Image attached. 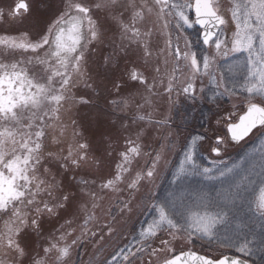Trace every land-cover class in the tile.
Returning a JSON list of instances; mask_svg holds the SVG:
<instances>
[{
    "label": "snow or ice",
    "instance_id": "obj_1",
    "mask_svg": "<svg viewBox=\"0 0 264 264\" xmlns=\"http://www.w3.org/2000/svg\"><path fill=\"white\" fill-rule=\"evenodd\" d=\"M230 13L229 36L219 0H33L31 7L19 0L0 7V24L14 22L19 34L0 35V254L6 257L0 264H78L80 257L72 258L78 249L111 236L114 224L134 212L149 211L155 215L134 242L101 264H250L247 257L264 252V149L240 164L206 167L197 162L198 149L207 139L209 151L220 156L225 137L215 136L214 143L206 135L186 138L183 160L160 198L154 191L160 169L167 170L166 152L180 133L168 119L125 111L138 96L148 103L144 93L161 87L172 105L180 97L218 104L220 97L243 95L245 110L227 123L226 134L237 143L264 135V0H231ZM194 25L206 46L199 54L181 35ZM238 54L242 61L221 70L220 61ZM161 62L171 64L166 83ZM205 77L215 89L211 97L197 86ZM69 99L99 109L98 124L111 129L107 136H86L82 125L67 147L56 135L50 141L55 147H48L49 121L59 120ZM161 128L156 139L153 132ZM193 177L227 186L215 196L190 190L185 183ZM109 194L116 198L112 223L90 229L92 210ZM79 219L83 226L73 235ZM179 240L207 241L241 255H176Z\"/></svg>",
    "mask_w": 264,
    "mask_h": 264
},
{
    "label": "rangeland",
    "instance_id": "obj_2",
    "mask_svg": "<svg viewBox=\"0 0 264 264\" xmlns=\"http://www.w3.org/2000/svg\"><path fill=\"white\" fill-rule=\"evenodd\" d=\"M19 2V0H0V7H3L7 4H14ZM28 3L30 7L33 4V0H28ZM220 8L222 14H224L225 19L229 21V24L226 26V32L227 35H231V31L234 30V24L231 23V0H219ZM7 11V9H5ZM190 19L194 18L193 12L189 13ZM16 27L14 22H8L4 24H0V35L8 34V35H19L16 32ZM171 30V29H169ZM175 36L176 34L173 33ZM182 37L186 36L189 41L192 42L194 50H196L199 53L203 52L205 49V45L202 43L201 39V31L200 29L194 25L192 28H187L184 33L181 34ZM110 36H113V34L110 33ZM113 38H115L113 36ZM161 44H163V39H161ZM181 44H183V39H181ZM199 58V56H198ZM244 59L243 54H238L237 56L230 57L229 60H222L220 61L221 64V70H223L228 63L235 62V61H242ZM126 64L130 63L129 61H125ZM133 68H136L137 71H140L139 68H137L135 65L132 66ZM161 67V77L165 80V83L167 82L168 74L171 73V64L164 65L162 62L160 64ZM187 75V72H185V76ZM197 86H203L205 89L204 95L207 97H211L213 92L215 91L214 86L208 81V79L205 77L203 79V82L201 84V81H197ZM82 87V86H81ZM143 91V89H141ZM145 97L147 98L148 103H145L144 99H141L139 96L136 98V102H129L127 105V108L125 109L126 112H131L135 110L137 115H145L147 116L149 113L151 114L152 120H162V119H168L169 124L172 129L177 128L176 126L179 125L176 122V119L178 116H181L182 106H186V104L189 106L191 105L195 110H198L199 106H203L206 109L213 108V110L216 112L215 115H212L209 117L206 128L203 130V135H206V137H212V143L215 142V136L220 135L224 136V145L222 147L221 155L216 156L214 153L209 151L208 148V140L206 139L203 146L198 149L197 152V162L206 167H210V164L212 165L213 162H218L221 160H224L225 156H227L226 153H223V149L228 144V139L226 138V132H225V125L228 121L234 120L241 111L244 110V97L243 95L238 97L229 98L227 96L220 97L218 104H213L209 99H197L194 104L192 101H188L184 97H180L179 101L176 105L170 104L166 99L165 95L163 93L162 87L158 90H154L151 95L148 93H144ZM80 92L78 89L73 88L72 89V97L75 101L79 100ZM127 94H125V97ZM113 99H120L119 97H113ZM73 99H69L67 102L63 104V107L61 109V113L59 114V120H53L49 121L50 124H52L51 128H48L46 130V140L48 141V147H55L51 145V136L56 135L59 137H62V139L65 141V147H67L69 144L74 142V135L75 132L83 131V126L88 127V131L84 134L86 136H92L93 134L96 135V139L99 140V132H103L105 136H107L108 132L111 131L108 126L105 125H99L97 122L98 116H100L99 109L96 108H86L82 107L79 103L74 102ZM100 106L104 107V102L100 101ZM136 104H142L144 105L143 109L136 108ZM179 110V114L174 115V111ZM192 111V110H191ZM211 111V110H210ZM212 112V111H211ZM120 115H123L124 113H118ZM75 121V125L72 123ZM192 123L195 125V119H191ZM194 121V122H193ZM219 121V123H217ZM151 127V125H149ZM163 132V128L159 129V131L153 132V136L157 139L160 138V133ZM205 133V134H204ZM126 135V134H125ZM260 134H254V136H251L248 140L249 143L246 145V149L244 146H240V152L236 155L237 160H235L234 164H240L242 160H245L246 158H249V154L254 153V151L258 154V152L262 149H264V136L258 137L259 139L256 140L257 136ZM189 142V141H188ZM123 145V144H121ZM244 145V144H243ZM123 147H126V145H123ZM244 147V148H242ZM245 149V150H244ZM185 150V149H184ZM183 151L180 152V155L177 156V160L172 164V162L175 160L176 155H171L169 152H166V158L170 163L168 164L167 170L161 168V178L157 180V184L160 183L162 178L166 175H163L165 171H167L169 174L171 172L175 171L179 167L180 161L183 160ZM138 160L141 162V166L144 165V159L142 157H138ZM135 166V161H134ZM250 165H246V167H249ZM198 178L197 181H201L198 184L199 190H204L212 194L213 196L216 195L217 191L219 190L214 189L216 187H226L227 184H222L221 182L218 183V185L210 184L206 185L203 181L204 178L202 177H195ZM189 185L188 181H186L185 186L187 187ZM149 188L152 186L149 185ZM143 188L141 189V191ZM145 190V189H144ZM195 190V189H194ZM54 195H58V193H54ZM139 199V195L137 197ZM116 206V198L115 196L109 194L105 196L102 200H98L97 207L92 210L95 220L93 223L89 224V228L95 230L97 224H108L112 223V217L109 215L111 212V208L113 206ZM140 214L138 212H134L131 215V219L127 222L120 221L119 223H115L114 227L116 231L111 235L105 234L104 240H98L95 243L89 242L85 247L78 249L77 252L73 253V261L77 262V256L80 257V261L78 264H101L102 261L105 259H111L110 255L114 251H116V248L118 246L126 245L128 243L134 242L133 238L138 237V233L141 228H146L149 221H143L141 224L140 220L135 222L134 220L139 216ZM119 219V218H118ZM63 223V221L61 222ZM135 224V225H134ZM83 226V219H79L75 221L71 228L76 229V231L73 233V235L79 234L80 229ZM0 227H2V221H0ZM71 230V229H70ZM129 239V240H128ZM180 241V240H179ZM177 241L174 245L175 247V253L178 254L184 250L178 249V242ZM193 243H190V246H192ZM186 250V249H185ZM192 250L197 253L203 254L198 250L195 249H187ZM233 254V253H232ZM41 256H43V253H40ZM204 255V254H203ZM230 255V254H228ZM237 255V254H236ZM241 255V254H240ZM239 256V255H238ZM0 258H6L2 254H0ZM251 258V259H250ZM247 259L252 264H264V252H254V254L251 257H247ZM49 264H51V260L49 259ZM138 264H142V262H138Z\"/></svg>",
    "mask_w": 264,
    "mask_h": 264
},
{
    "label": "trees",
    "instance_id": "obj_3",
    "mask_svg": "<svg viewBox=\"0 0 264 264\" xmlns=\"http://www.w3.org/2000/svg\"><path fill=\"white\" fill-rule=\"evenodd\" d=\"M28 55V54H25ZM36 72H38V70L36 69ZM207 97V96H206ZM189 101V100H188ZM196 102V101H195ZM197 104V103H194ZM182 111H181V116H178L176 119V122L180 125V128H175V131H178L180 133V135L178 137H175L177 142L173 148V150L171 152H169L171 155H176L175 160L172 162V164H174V162L177 160V156L180 155V152L184 150V145L186 143H188V139L186 138H190L193 136H197V135H203V130L206 128V123L209 119V117H211L212 115H215L216 112L213 110V108H205L203 106H199L198 110H195L191 105H187L186 106H182ZM192 110V111H191ZM212 112H211V111ZM179 110H175L174 111V115L179 114L178 113ZM191 119H195V125L192 123ZM194 122V121H193ZM205 134V133H204ZM125 135V134H124ZM159 139V138H157ZM115 147H123V145L121 144H116ZM240 150V148L234 144H229V146H227L225 149H223V153H226L227 156H225L224 160H221L223 163H220L221 161L216 162L217 164H219V166L222 168L225 165L227 166H232L235 160H237L238 158H236V155L239 153L238 151ZM222 151V150H221ZM144 166V165H143ZM210 167H213V164H210ZM198 178H190L188 180L189 185L187 186L190 190H197L198 189V184L201 181H197ZM203 181H206L205 184L208 186L210 184H214V185H218L219 180H205L203 179ZM171 187V174H167L166 176H164L162 178V180L159 183V187L154 189L155 193L160 197L163 198L168 190ZM221 189V187H216L214 189ZM145 190L143 189L141 191V193H143ZM115 210V205L111 208L110 211H114ZM140 214V213H139ZM155 215L154 212H144L142 214H140L134 221L138 222L140 220L141 224L143 223V221H151L152 216ZM148 222V223H149ZM135 225V224H134ZM129 240V239H128ZM125 245L122 246H118L116 248V251H114L112 254L116 253L120 247H123ZM178 249L180 250H187V249H195L200 251L203 254H210L213 256H219L221 253L224 254H237L240 255V253L235 252V250H229V249H222L219 248L217 245L212 244L209 245V243L207 241H198L193 243L192 246H190V243L184 240H180L177 244ZM110 255V258H111ZM251 259V258H250ZM258 264V263H256Z\"/></svg>",
    "mask_w": 264,
    "mask_h": 264
},
{
    "label": "water",
    "instance_id": "obj_4",
    "mask_svg": "<svg viewBox=\"0 0 264 264\" xmlns=\"http://www.w3.org/2000/svg\"><path fill=\"white\" fill-rule=\"evenodd\" d=\"M200 29H201V27L199 26V25H197ZM202 30V29H201ZM201 38H202V33H201ZM237 143V142H236ZM180 254V253H179ZM199 254V253H198ZM229 256H231V255H229ZM251 264V263H250Z\"/></svg>",
    "mask_w": 264,
    "mask_h": 264
},
{
    "label": "flooded vegetation",
    "instance_id": "obj_5",
    "mask_svg": "<svg viewBox=\"0 0 264 264\" xmlns=\"http://www.w3.org/2000/svg\"><path fill=\"white\" fill-rule=\"evenodd\" d=\"M37 70H38L39 73H41L39 68H37ZM42 74H43V73H41V75H42Z\"/></svg>",
    "mask_w": 264,
    "mask_h": 264
}]
</instances>
